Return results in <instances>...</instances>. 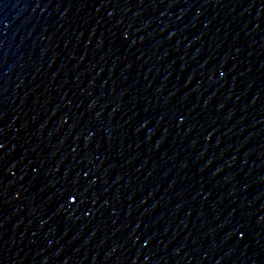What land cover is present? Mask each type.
Segmentation results:
<instances>
[{
	"label": "water",
	"instance_id": "95a60500",
	"mask_svg": "<svg viewBox=\"0 0 264 264\" xmlns=\"http://www.w3.org/2000/svg\"><path fill=\"white\" fill-rule=\"evenodd\" d=\"M0 264H264V0H0Z\"/></svg>",
	"mask_w": 264,
	"mask_h": 264
}]
</instances>
